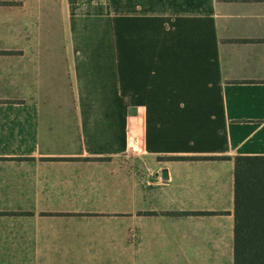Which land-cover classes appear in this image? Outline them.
I'll list each match as a JSON object with an SVG mask.
<instances>
[{"label":"crops","instance_id":"1","mask_svg":"<svg viewBox=\"0 0 264 264\" xmlns=\"http://www.w3.org/2000/svg\"><path fill=\"white\" fill-rule=\"evenodd\" d=\"M236 156L264 0H0V264H233Z\"/></svg>","mask_w":264,"mask_h":264},{"label":"trees","instance_id":"2","mask_svg":"<svg viewBox=\"0 0 264 264\" xmlns=\"http://www.w3.org/2000/svg\"><path fill=\"white\" fill-rule=\"evenodd\" d=\"M233 161V264H264V156H236Z\"/></svg>","mask_w":264,"mask_h":264},{"label":"water","instance_id":"3","mask_svg":"<svg viewBox=\"0 0 264 264\" xmlns=\"http://www.w3.org/2000/svg\"><path fill=\"white\" fill-rule=\"evenodd\" d=\"M161 177L163 178V179H166L167 178V175H166V171H162L161 172Z\"/></svg>","mask_w":264,"mask_h":264}]
</instances>
